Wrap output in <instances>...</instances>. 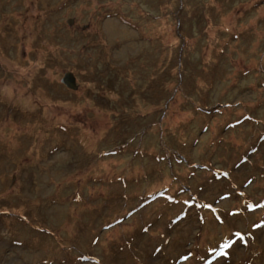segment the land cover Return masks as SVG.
I'll list each match as a JSON object with an SVG mask.
<instances>
[{
	"label": "rangeland",
	"instance_id": "obj_1",
	"mask_svg": "<svg viewBox=\"0 0 264 264\" xmlns=\"http://www.w3.org/2000/svg\"><path fill=\"white\" fill-rule=\"evenodd\" d=\"M0 264H264V0H0Z\"/></svg>",
	"mask_w": 264,
	"mask_h": 264
},
{
	"label": "water",
	"instance_id": "obj_2",
	"mask_svg": "<svg viewBox=\"0 0 264 264\" xmlns=\"http://www.w3.org/2000/svg\"><path fill=\"white\" fill-rule=\"evenodd\" d=\"M61 82L66 85V87H68L69 89H75L76 85H75V78L74 76L67 72L63 74V77L61 79Z\"/></svg>",
	"mask_w": 264,
	"mask_h": 264
}]
</instances>
